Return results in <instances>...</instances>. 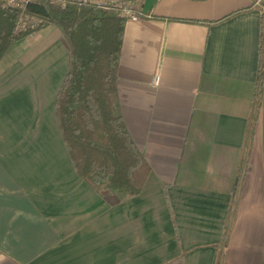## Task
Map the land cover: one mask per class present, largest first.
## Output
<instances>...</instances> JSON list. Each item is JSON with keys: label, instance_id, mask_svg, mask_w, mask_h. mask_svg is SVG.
Wrapping results in <instances>:
<instances>
[{"label": "crops", "instance_id": "0c3cea01", "mask_svg": "<svg viewBox=\"0 0 264 264\" xmlns=\"http://www.w3.org/2000/svg\"><path fill=\"white\" fill-rule=\"evenodd\" d=\"M136 1L150 17L125 20L116 94L150 169L138 195L73 169L55 26L0 59V264H264V0Z\"/></svg>", "mask_w": 264, "mask_h": 264}, {"label": "trees", "instance_id": "16d2710c", "mask_svg": "<svg viewBox=\"0 0 264 264\" xmlns=\"http://www.w3.org/2000/svg\"><path fill=\"white\" fill-rule=\"evenodd\" d=\"M23 14L40 23L33 30L15 32ZM124 24L125 20L115 12L93 5L60 7L49 0H30L22 10L0 5V59L15 42L47 25L59 30L68 50V69L54 99V114L73 169L100 193L116 191L135 196L150 169L125 129L117 101V66ZM262 24L258 88L264 83ZM255 122L253 115L248 140Z\"/></svg>", "mask_w": 264, "mask_h": 264}, {"label": "built area", "instance_id": "2783aa9c", "mask_svg": "<svg viewBox=\"0 0 264 264\" xmlns=\"http://www.w3.org/2000/svg\"><path fill=\"white\" fill-rule=\"evenodd\" d=\"M30 0H0L2 7H16L20 10L24 9L25 5ZM51 4L55 6L64 7L66 4L81 5H93L102 10H109L116 13L117 16L123 20L127 19H140L149 18V14H145L138 7L136 0H49ZM261 0H255L256 5H260ZM40 21L33 17H28L23 14L15 27V32H23L26 30L35 29ZM158 83V76L154 75L151 84L156 85Z\"/></svg>", "mask_w": 264, "mask_h": 264}, {"label": "rangeland", "instance_id": "374dc122", "mask_svg": "<svg viewBox=\"0 0 264 264\" xmlns=\"http://www.w3.org/2000/svg\"><path fill=\"white\" fill-rule=\"evenodd\" d=\"M262 103V102H261ZM260 105V104H259Z\"/></svg>", "mask_w": 264, "mask_h": 264}]
</instances>
